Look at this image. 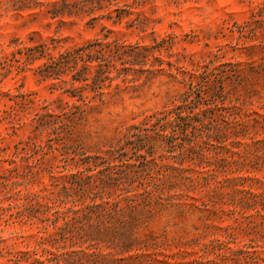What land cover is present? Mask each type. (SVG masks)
Returning a JSON list of instances; mask_svg holds the SVG:
<instances>
[{
  "label": "rangeland",
  "instance_id": "1",
  "mask_svg": "<svg viewBox=\"0 0 264 264\" xmlns=\"http://www.w3.org/2000/svg\"><path fill=\"white\" fill-rule=\"evenodd\" d=\"M97 39L105 101L46 66ZM64 183L124 210L62 235ZM0 264H264V0H0Z\"/></svg>",
  "mask_w": 264,
  "mask_h": 264
},
{
  "label": "trees",
  "instance_id": "2",
  "mask_svg": "<svg viewBox=\"0 0 264 264\" xmlns=\"http://www.w3.org/2000/svg\"><path fill=\"white\" fill-rule=\"evenodd\" d=\"M103 39H97L95 41L89 42L88 44L82 45L80 47L69 49L64 52H60L59 55L57 56L52 55L51 56L52 62L51 64L46 65L47 69L54 70L58 74L66 72L67 70L76 71V74H74V79H77L76 77L77 74H81L83 73V71L87 73V71H90V68H91L90 63L97 62L98 63L97 72L96 73L91 72V73H94L92 75L93 77L85 76L84 78L80 77V79L79 78L78 79L80 81H87L88 83H86L85 85L86 87V86L91 85L89 83V79L92 78V82H93L92 90L93 92H95V95L93 96L92 99H97L99 97L101 101H105L106 99L105 91H104L105 84H103L102 82L106 81V79H112V78L109 75L103 78L102 74L105 72H109L111 70V67L114 65H113V59L110 56H107L104 51L105 44L102 41ZM55 43L56 41H54V44ZM56 47L57 46L54 45V48ZM34 49H36V51H40L42 55H45L47 51H50L52 48L48 44H41L40 46L36 48H30L29 51L33 52ZM81 62L84 64L82 70L79 68V65ZM105 66L107 67V69H105ZM71 85L74 87L71 90L73 93V96L77 95V93L75 92L83 91L85 89V87L84 88L76 87L75 82H72ZM67 91H70V89H68ZM200 96H198V98H200ZM77 107L80 109L79 105ZM42 117H43L42 115L37 114V117H34L32 122L37 126L38 123L41 121ZM178 117L183 121H187V124L189 126L193 125L195 129L197 128V126L194 124V121L190 122L188 120L190 119L191 115L185 116L181 112L179 113ZM14 127L16 128L15 125ZM79 173H83V172L79 171ZM72 179H74L73 181H71L73 184H78L79 186H81L82 190L85 191L86 189L87 191L86 186H84L85 182L82 181V178L79 176V174H73ZM88 179H92V175H90ZM72 190H73V187H70L69 185L64 183L61 190L59 191V195L61 197H64L62 198V201H65V203H68L69 201L72 202V205L68 207L67 210L65 211L61 210V208H59V204L57 205L56 200L52 201L53 203L47 202L44 204L48 209H56L55 211L57 215L56 221L60 220L61 218H63L66 221L65 226L60 227L61 229L60 232L62 235H66V233L70 230L73 220H78L82 216L84 218L90 219L94 217L95 214H97L99 217L105 216V217H109L110 219H114L115 215L118 214L120 210L122 209L124 210V208H121L120 201L111 203V201L109 200L105 201L102 197L103 201L98 202L97 201V198L99 196L98 194H96L92 198V203L90 204H85L86 202L85 198L80 199L79 201H77L76 199H70V197L72 196ZM142 196L144 198V202H147V204H150L149 194L147 190L142 194ZM129 198H130L128 202L129 206L133 208L137 207L138 206L137 198L136 197H129ZM127 223L128 222L123 224L124 228L127 225ZM85 234H87L88 237H85L86 236ZM85 234L81 235L80 237L82 239V243H79V241H76L74 244H80V245L82 244L81 246H83V244L87 243L88 248H90V247H93L103 242H110L109 241L110 239L114 241L116 238H118L122 243H124V247L130 248L131 246H133L135 243L138 242L137 239L132 238V236L134 235V231L132 230L130 232L126 228L125 230L123 229L119 231L117 234H115L114 235L115 237H112V238L110 237V239L108 237H104V232H102L100 229L98 231L92 230L90 233L88 231V233H85Z\"/></svg>",
  "mask_w": 264,
  "mask_h": 264
}]
</instances>
